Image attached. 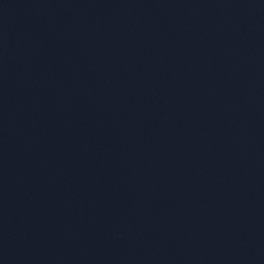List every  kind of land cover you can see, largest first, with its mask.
<instances>
[{
    "label": "water",
    "instance_id": "95a60500",
    "mask_svg": "<svg viewBox=\"0 0 264 264\" xmlns=\"http://www.w3.org/2000/svg\"><path fill=\"white\" fill-rule=\"evenodd\" d=\"M0 264H264V0H0Z\"/></svg>",
    "mask_w": 264,
    "mask_h": 264
}]
</instances>
